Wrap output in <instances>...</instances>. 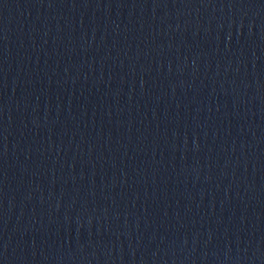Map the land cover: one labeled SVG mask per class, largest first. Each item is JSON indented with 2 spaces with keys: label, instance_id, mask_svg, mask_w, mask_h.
Wrapping results in <instances>:
<instances>
[{
  "label": "water",
  "instance_id": "95a60500",
  "mask_svg": "<svg viewBox=\"0 0 264 264\" xmlns=\"http://www.w3.org/2000/svg\"><path fill=\"white\" fill-rule=\"evenodd\" d=\"M0 264H264V0H0Z\"/></svg>",
  "mask_w": 264,
  "mask_h": 264
}]
</instances>
